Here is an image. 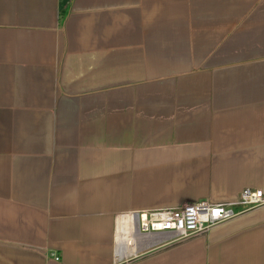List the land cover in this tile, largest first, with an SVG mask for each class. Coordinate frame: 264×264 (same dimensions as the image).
Wrapping results in <instances>:
<instances>
[{
	"label": "crops",
	"instance_id": "0c3cea01",
	"mask_svg": "<svg viewBox=\"0 0 264 264\" xmlns=\"http://www.w3.org/2000/svg\"><path fill=\"white\" fill-rule=\"evenodd\" d=\"M247 187L264 0H0V264H264V205L151 252L123 235Z\"/></svg>",
	"mask_w": 264,
	"mask_h": 264
},
{
	"label": "built area",
	"instance_id": "2783aa9c",
	"mask_svg": "<svg viewBox=\"0 0 264 264\" xmlns=\"http://www.w3.org/2000/svg\"><path fill=\"white\" fill-rule=\"evenodd\" d=\"M233 205L240 206L242 212L261 207L264 191L244 188L232 203L201 200L174 209L131 212L125 215L123 235L129 248L151 252L208 234L214 227L235 217ZM52 256L60 260L59 255Z\"/></svg>",
	"mask_w": 264,
	"mask_h": 264
},
{
	"label": "bare ground",
	"instance_id": "6f19581e",
	"mask_svg": "<svg viewBox=\"0 0 264 264\" xmlns=\"http://www.w3.org/2000/svg\"><path fill=\"white\" fill-rule=\"evenodd\" d=\"M120 233V232H119Z\"/></svg>",
	"mask_w": 264,
	"mask_h": 264
}]
</instances>
